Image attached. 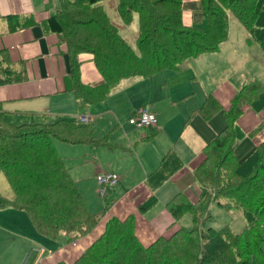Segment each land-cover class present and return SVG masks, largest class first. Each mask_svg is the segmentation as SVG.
I'll return each mask as SVG.
<instances>
[{"label":"trees","instance_id":"trees-1","mask_svg":"<svg viewBox=\"0 0 264 264\" xmlns=\"http://www.w3.org/2000/svg\"><path fill=\"white\" fill-rule=\"evenodd\" d=\"M104 1L59 0L57 12L47 20L71 56V84L66 89L75 91L85 105L105 99L125 78L182 70L189 59L219 52L230 38L229 13L248 31L246 41L258 43L264 51V0H199L200 8L190 24L184 22V0H118L123 22L129 25L138 15V51L120 33ZM80 53L93 54L104 78L102 84L82 83ZM3 63L0 61V86L20 81V73L14 74ZM245 105L258 114L264 111V82L260 79L244 81L226 110L210 92L190 117L210 121L222 112L226 119L225 128L205 145L193 170L200 186L199 206L184 191L166 204L176 220L191 214L192 229L181 226L145 246L136 234L135 215L123 220L114 216L72 264H264V142L243 161L235 153L246 136L255 137L264 129V121L244 131L239 119ZM108 138L96 136L92 125L68 118L14 124L0 105V173L5 174L14 194L9 198L0 191V208L25 210L36 229L49 238L65 232L72 242L91 234L101 217L87 204L55 140L98 146L107 144ZM183 167L181 158L169 152L159 169L149 175L148 186L157 189ZM212 200L228 211L241 209L246 227L240 232L230 224L203 228ZM157 203V197L151 195L138 209L147 213Z\"/></svg>","mask_w":264,"mask_h":264},{"label":"crops","instance_id":"crops-1","mask_svg":"<svg viewBox=\"0 0 264 264\" xmlns=\"http://www.w3.org/2000/svg\"><path fill=\"white\" fill-rule=\"evenodd\" d=\"M58 3L59 0H0V51H3L0 61L4 60L3 65L8 66L14 74L19 72L21 78L18 82L0 86L2 111L14 124L53 123L61 118L85 124L80 122L79 118L84 115L92 116L96 134L100 137L109 136L105 145L111 152L99 147L103 145L71 144L55 140L57 150L65 158L67 165L73 156L78 159L80 164L73 165L76 169L68 166L90 208V205L94 204L97 208L99 205L90 195L88 198L85 195H95L96 187L99 186L97 174L100 171L119 173L121 181L116 186L122 184L124 190H110L115 193L112 194L115 198L109 211L101 216L99 224L91 234L72 242L67 241L69 235L65 232L56 239L41 234L25 210L0 208V264H72L104 232L112 215L120 219L135 215L136 234L145 246L161 236L173 234L180 228L179 224L184 216L178 220L174 219L166 204L181 191L189 196L192 186L189 185H194L196 180L193 170L203 156V148L226 126L222 112L210 121H205L201 116L190 117L195 109L202 106L210 92L214 93L225 110L228 109L232 97L239 90L238 85L246 81L239 77L240 65H229L227 68L230 69L231 77L228 80L225 78L216 88L191 90L190 82L185 83L182 75H178V71L181 72L185 68L169 69L148 78H125L99 103L82 104L75 91L66 89L71 84V56L68 46L47 26V20L57 12ZM190 3L195 5V12L200 8L199 0H184L186 24L192 23L196 16L193 8L189 7ZM185 4H189L187 8ZM186 15L188 18L185 19ZM134 40L137 41L135 37ZM223 51L211 54L210 57L205 54L192 59L189 63L190 69L197 75L207 73L210 78L221 75L226 69ZM78 59L81 63L82 83L98 86L104 82L93 54L80 53ZM257 62L262 67H253L262 72L264 82V58H258ZM253 77L258 78H251ZM167 81L173 83H170L171 91L167 95L160 94V89L166 86ZM192 96L197 98L191 101L194 98ZM170 101L172 104H169ZM178 102H182V107L172 111V107ZM140 107L151 109L158 117L157 125L149 127L151 132L144 139L149 141V144H154L150 156L148 147H138L137 142L130 137L131 129L125 126V122ZM262 121L264 111L258 114L249 105L244 106L239 124L246 132L256 128ZM118 127L119 140L110 139V131ZM261 141H264V129L255 137L246 136L236 148L238 160L246 159ZM132 147V153L136 155L135 162H130L128 155ZM118 150L129 152L119 154L123 156V162L117 159ZM171 151L181 158L184 167L157 189L152 190L147 184V179L159 169L163 159ZM106 165L109 166L105 168ZM196 191L199 194L200 187H196ZM151 195L157 197L158 203L161 202L160 209L154 211L156 205L147 213L140 212L139 204ZM185 222H188V219Z\"/></svg>","mask_w":264,"mask_h":264},{"label":"rangeland","instance_id":"rangeland-1","mask_svg":"<svg viewBox=\"0 0 264 264\" xmlns=\"http://www.w3.org/2000/svg\"><path fill=\"white\" fill-rule=\"evenodd\" d=\"M117 4H118V0H106L103 2V5H104L106 11H108L109 12L108 14L110 15V17H112V21L120 29V33L123 36H125L129 40L128 42H130L132 45L130 43L129 44L135 50L138 51L137 43H136L137 41L136 40L133 41V37H135V39H137V36H138V33H137L138 26H139L138 15L137 14L135 15L131 24H129V25L126 24L125 22H123V20L121 19L120 15L118 13ZM188 5L189 4H185V8H187ZM189 7L191 9L193 8L194 14L195 13L197 14V12H195L196 7L194 4L190 3ZM194 7H195V9H194ZM229 17H230V27H231L230 38L227 42L223 43L222 47H221V50H224L223 53H224V58H225L226 69L221 73V75L215 76L214 78H210L207 75V73H205L204 75H197V74H194L192 69H190L191 66L189 63H191L192 59L188 60L189 62L187 61L186 63H184L182 65V67L185 68V70H183L181 72L178 71L179 72L178 75H182L185 83L190 82L191 90H200V89H203V87H205V90H210V88H212V89L216 88V86L218 84H221L222 82H224L225 78H226V80H228V78L231 77V73H229L230 69L227 68V66H229V65L230 66L233 65L234 67L240 65L239 69H241L240 70L241 76H239V77L241 80H243V79L247 80V79L251 78L252 76H257L258 78H261V80L263 81L262 75H261L262 72H260V70H257L256 67H253V65H256L258 67H262L261 64H259L257 62V60L260 57L264 58V51L261 49V47L258 43L249 44L246 41V38L249 36V33L242 26V24L238 21V19L235 17V15H233L232 13H229ZM186 18H188V15L185 16V19ZM231 44H234V45L230 46ZM228 48H229V51H228ZM212 54H214V53H212ZM210 55L211 54H208V56H206V57H210ZM218 55H220V54H218ZM186 68H187V70H186ZM220 69L222 70L223 66H221ZM226 73H228V74H226ZM209 78L211 80H209ZM192 79H195V80H192ZM170 83H172V82L167 81L166 86L162 87L160 89V91H159L160 94L167 95L171 91L173 83H172V85ZM241 84L242 83H240V85H238V86H240L239 88H241ZM192 97H194V98L191 101H193L194 99L197 98V96H192ZM169 104H172L171 101ZM169 104H168V106H169ZM182 105H183L182 102H178L176 104V106L172 107V111L175 109H178V108L180 109L182 107ZM129 116L130 115H128V117ZM128 117H127V119H128ZM89 125H92V127L94 128L95 135L98 136L95 132L94 123L91 122V123H89ZM125 126H127L128 128L131 129L132 132H131L130 137H132V139H134L137 142L138 147H145V146L148 147V155L150 156V151L153 148L154 144H149V141L144 140V139L151 132V129L143 128V129L136 130L135 127L130 124L129 119L125 122ZM119 130L120 129L118 127L117 129L110 131V133H109V134H111L110 139L112 138V140H119L118 139L119 135H120ZM262 142H264V141H261L260 143H262ZM99 147L102 150L106 149V150L110 151L107 145H103V146H99ZM126 147H129V145H126ZM133 149L134 148L132 147L130 154H128V155H130L129 156L130 162H135V159H136V155H133V153H132ZM119 151H121V150L117 151V153H118L117 159L119 161H122L123 156H121L119 154L120 153H129V152H119ZM110 158H111V156H110ZM76 164H80V163L78 162V159L75 156H73V158L68 161V165L72 169H76L73 166ZM108 166L109 165H106L105 168H107ZM90 171L91 170H87V172H90ZM123 184L126 185L125 182H123ZM98 185H99V183H98ZM189 186H191V188L189 189V193H188L189 197L191 198L192 201H194L197 204V206H199V202H198L199 194L196 191V187L198 188L200 186L196 180H195L194 185H193V183H191ZM99 189H100V186H98V188L96 187V191L94 193L95 195L86 194L85 196H86V198H88L87 196L90 195L92 198H94L97 201V203L99 205L98 208L95 207L94 204L90 205V206L96 212V214H98L101 217L103 215V212H105L106 208L110 207L111 204L113 203L115 196H112V194H115V193H113L112 191H109L106 194V196H102L99 192ZM121 190H124L122 184L115 187V192L116 191L119 192ZM0 191L2 192L3 195H5L9 198H12L14 195L13 190L11 189V186L9 185V182H8L4 173H0ZM221 201L224 202L225 200L222 199ZM160 203L161 202H159L157 204V206L154 208V211H158V209H160ZM209 211H210V217L202 222L203 228L214 227L216 229H220V228L224 227L225 225L230 224L236 232H240L247 225V222L243 216L241 209H236V210H232V211L225 210L219 204L218 200H212L209 202ZM112 217H114V215H112L111 218ZM186 219H188V222H185ZM121 220H123V219H121ZM192 220H193V216L191 214H186L179 225H180V227L184 226L185 228L190 230V229H192V226H193ZM176 228H177V226H176Z\"/></svg>","mask_w":264,"mask_h":264},{"label":"built area","instance_id":"built-area-1","mask_svg":"<svg viewBox=\"0 0 264 264\" xmlns=\"http://www.w3.org/2000/svg\"><path fill=\"white\" fill-rule=\"evenodd\" d=\"M82 123H90L93 121V117L90 115H84L79 118ZM129 122L137 129L148 128L156 126L158 123L157 114L147 107H141L136 110L135 113L129 118ZM97 180L100 186L99 192L102 196L114 189L116 185L121 181V175L115 171H100L97 174Z\"/></svg>","mask_w":264,"mask_h":264}]
</instances>
